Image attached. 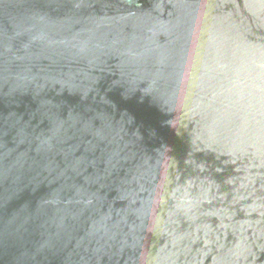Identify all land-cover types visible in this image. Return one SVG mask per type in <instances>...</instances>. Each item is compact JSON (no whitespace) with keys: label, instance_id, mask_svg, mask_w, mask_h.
I'll list each match as a JSON object with an SVG mask.
<instances>
[{"label":"water","instance_id":"1","mask_svg":"<svg viewBox=\"0 0 264 264\" xmlns=\"http://www.w3.org/2000/svg\"><path fill=\"white\" fill-rule=\"evenodd\" d=\"M0 264H264V0H0Z\"/></svg>","mask_w":264,"mask_h":264}]
</instances>
